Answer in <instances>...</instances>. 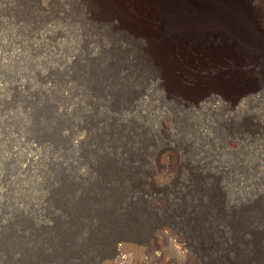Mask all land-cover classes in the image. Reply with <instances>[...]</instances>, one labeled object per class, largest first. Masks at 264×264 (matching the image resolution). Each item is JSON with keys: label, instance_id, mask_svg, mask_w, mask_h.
Instances as JSON below:
<instances>
[{"label": "rangeland", "instance_id": "1", "mask_svg": "<svg viewBox=\"0 0 264 264\" xmlns=\"http://www.w3.org/2000/svg\"><path fill=\"white\" fill-rule=\"evenodd\" d=\"M197 1L202 19L183 0H0V264H147L175 242L264 264V0H241L260 43Z\"/></svg>", "mask_w": 264, "mask_h": 264}, {"label": "bare ground", "instance_id": "2", "mask_svg": "<svg viewBox=\"0 0 264 264\" xmlns=\"http://www.w3.org/2000/svg\"><path fill=\"white\" fill-rule=\"evenodd\" d=\"M94 1V0H93ZM96 1V0H95ZM102 1V0H101ZM110 1V0H109ZM117 1H120V2H122L123 4H126L125 2H130V1H132V0H117ZM162 1V0H161ZM166 1V0H165ZM176 1V0H175ZM179 1V0H178ZM181 1V0H180ZM184 2H182V3H187L189 6H190V8L193 10V12L196 14L195 15V18L197 19H199V18H201V16L204 14L205 15V13L206 12H209V8L210 7H208V6H203V7H205V9L203 8V7H201L199 4H198V1L197 2H195L194 3V0H183ZM196 1V0H195ZM202 1V0H201ZM113 2V1H112ZM119 2V3H120ZM159 2V1H158ZM94 3V2H93ZM92 3V4H93ZM98 3V2H97ZM118 3V2H117ZM132 3V2H131ZM145 3H146V1H145ZM153 3V2H152ZM122 4V5H123ZM147 4H148V2H147ZM146 4V5H147ZM169 4V3H168ZM172 4H173V2H172ZM217 4V3H216ZM218 4L219 5H215V8H212L213 9V14H215L218 18H219V20L220 21H222L223 20V22H224V28L225 29H227L229 32H231L232 34L231 35H234V36H237V37H239V39H240V37H241V41L243 40V41H255L256 43L259 41L258 40V38L257 37H254L253 36V32L251 33V31H250V29L249 28H251L252 26H254L255 25V27H256V24H252V26L251 27H249L248 28V26H247V23L246 22H243L245 19H246V17H247V15H246V13H244L243 12V10H242V8H243V6H245L243 3H242V1L241 0H219V2H218ZM149 5V4H148ZM170 5V4H169ZM206 5V4H205ZM102 6V5H101ZM124 6V5H123ZM122 6V8H124ZM139 6V5H138ZM107 7V6H106ZM131 7H132V5H131ZM142 7V6H141ZM148 7V6H147ZM152 7V6H151ZM156 7V6H155ZM165 7H167V6H165ZM165 7H164V4H161L160 5V8L158 9V10H156V14H157V16H158V14H160L161 12L163 13V11L162 10H166L165 9ZM175 7H177V4H175L174 5V7L173 8H175ZM213 7V6H212ZM246 7V6H245ZM103 8H105V7H103ZM116 8H118V6L116 7ZM139 8H140V6H139ZM144 8V7H143ZM185 8V7H184ZM136 9H138V8H136ZM119 10H120V8H119ZM118 10V11H119ZM145 10V9H144ZM182 10H184V9H182ZM188 10V9H187ZM114 11V10H113ZM122 11V10H121ZM124 11V10H123ZM129 11V10H128ZM136 11V10H135ZM149 11H151V10H149ZM174 11V10H173ZM230 12L231 14H232V16H234L235 15V13L238 15V17H239V20H241L240 22L239 21H237L236 20V18H235V16L233 17V19H230V17L226 14V12ZM249 11V10H248ZM133 12V11H132ZM146 12V11H145ZM176 12H177V10H176ZM117 13V12H116ZM136 13V12H135ZM139 13V12H138ZM141 13V12H140ZM144 13V12H143ZM152 13V12H151ZM173 13H175V11L173 12ZM173 13H170V14H173ZM177 13H179V12H177ZM183 13V12H182ZM188 13V12H187ZM250 13V12H249ZM146 14V13H145ZM154 14V13H153ZM183 14H185V12L183 13ZM189 14V13H188ZM127 14H125V16H126ZM141 15V14H140ZM147 15V14H146ZM150 15V14H149ZM165 15H168V14H165ZM178 15V14H177ZM176 15V16H177ZM236 15V16H237ZM104 16V15H103ZM191 16V15H190ZM190 16H189V18H190ZM253 16H256V15H253ZM116 17H118V16H116ZM121 17H123L124 18V15L123 16H121ZM129 17V16H128ZM138 17H141V16H139L138 15ZM148 17V16H147ZM150 17V16H149ZM160 17V16H159ZM182 17V16H181ZM185 17V16H184ZM203 17V16H202ZM143 18V17H142ZM145 18H146V16H145ZM112 19V18H111ZM134 19V18H133ZM140 19V18H139ZM152 19V18H151ZM160 19H162V18H160ZM164 19V18H163ZM170 19V18H169ZM173 19V18H172ZM178 19H179V17H178ZM187 19V18H186ZM202 19V18H201ZM238 19V18H237ZM254 19V18H253ZM157 20V19H156ZM190 20V19H189ZM204 20H206V19H204ZM215 21L214 22H216V19H214ZM251 20V19H250ZM124 21V20H123ZM145 21V20H144ZM147 21V20H146ZM150 21V20H149ZM158 21V20H157ZM156 21V22H157ZM166 21V20H165ZM169 21V20H168ZM175 21V20H174ZM178 21V20H177ZM194 21H196V20H194ZM194 21H193V23H194ZM254 21V20H253ZM253 21H252V23H253ZM125 22V21H124ZM198 22V21H197ZM196 22V23H197ZM250 22V21H249ZM115 23V22H114ZM121 24L120 25H124L122 22H120ZM129 24H130V21L128 22ZM148 24H151V23H149V22H147ZM157 23H159V21L157 22ZM162 23V22H161ZM160 23V24H161ZM198 23H200V22H198ZM203 23H204V21H203ZM116 24H117V22H116ZM126 24H127V22H126ZM125 24V25H126ZM132 24H133V22H132ZM155 24V23H154ZM179 24V23H178ZM182 24V23H181ZM190 24V23H189ZM192 24V23H191ZM215 24V23H214ZM258 24V23H257ZM134 25V24H133ZM143 25V24H142ZM158 25V24H157ZM168 25V24H167ZM173 25V24H172ZM183 25V24H182ZM251 25V24H250ZM249 25V26H250ZM117 26H118V24H117ZM136 26H137V24H136ZM141 26V25H140ZM145 26V25H144ZM193 26V25H192ZM125 27V26H124ZM133 27V26H132ZM158 27L159 26H157V29H155L156 31L158 30ZM168 27V26H167ZM195 27V26H194ZM153 28V27H152ZM193 28V27H192ZM196 28V27H195ZM207 28V27H206ZM205 28V29H206ZM216 28V27H215ZM221 28V27H220ZM219 28V29H220ZM130 29V28H129ZM170 29V28H169ZM168 29V30H169ZM177 29H179V28H177ZM177 29H175V30H177ZM199 29L200 30H202V28H200L199 27ZM204 28H203V31L205 30ZM253 29V28H252ZM251 29V30H252ZM188 30V29H187ZM198 30V29H197ZM135 31H140V33H142V37L144 36V38H145V40L146 39H148V37H149V35L147 34V29H143L142 27H135ZM159 31V30H158ZM179 31H180V29H179ZM182 31V30H181ZM217 31H219L218 29H217ZM255 31V30H254ZM151 32V31H150ZM155 32V31H154ZM169 32V31H168ZM167 32V33H168ZM184 32V31H183ZM183 32H180L181 33V35H180V38L181 39H183V37H184V39H185V41H192L193 39H192V37H191V35H184V33ZM205 32V31H204ZM226 32V31H225ZM224 32V33H225ZM259 32V31H258ZM163 33H165V32H163ZM179 33V34H180ZM189 33V32H188ZM196 33V32H195ZM203 33V32H202ZM212 33V32H211ZM256 33H257V31H256ZM128 34H130L129 32H128ZM152 34V33H151ZM161 34V33H160ZM175 34V33H174ZM215 34V33H214ZM217 34V33H216ZM215 34V35H216ZM221 34H223V33H221L220 32V35ZM226 34H227V32H226ZM136 35H137V32H136ZM135 35V36H136ZM169 35H171V34H169ZM184 35V36H183ZM209 35V34H208ZM218 35V34H217ZM216 35V36H217ZM219 35V36H220ZM224 35V34H223ZM229 35V34H228ZM227 35V36H228ZM163 36V35H162ZM176 36V35H175ZM196 36V35H195ZM207 36V35H206ZM210 36V35H209ZM225 37H226V35H224ZM129 37H132V36H129ZM138 37V36H137ZM169 37V36H168ZM174 37V36H173ZM194 37V36H193ZM203 37V36H202ZM259 37H261L260 35H259ZM135 38V37H134ZM143 38V39H144ZM167 38V37H166ZM179 38V37H178ZM200 38V37H199ZM211 38H212V36H211ZM201 39V38H200ZM217 39H218V37H217ZM166 39L164 38V41H165ZM220 40H222V39H220ZM230 40V39H229ZM237 40V39H236ZM148 41V40H147ZM159 41V40H158ZM163 41V42H164ZM235 41V40H234ZM167 42H168V39H167ZM173 42V41H172ZM180 42V41H179ZM209 42V41H208ZM218 42H220V41H218ZM222 42H225L226 43V41H222ZM237 42V41H236ZM161 43V42H160ZM166 43V42H165ZM168 43H170V41L168 42ZM167 43V44H168ZM174 43V42H173ZM183 43H184V41H183ZM196 43H197V41H196ZM213 43V42H212ZM259 43H260V41H259ZM258 43V44H259ZM164 44V43H163ZM174 44H176V43H174ZM180 44V43H179ZM188 44V43H187ZM242 44V43H241ZM240 44V45H241ZM251 44V43H250ZM252 44H254V43H252ZM181 45H183V44H181ZM200 45V44H199ZM208 45V44H207ZM215 45V44H214ZM223 45V44H222ZM225 45V44H224ZM249 45V44H248ZM262 46H263V44H261ZM161 46V45H160ZM193 46V45H192ZM221 46V45H220ZM232 46H233V44H232ZM171 47V46H170ZM177 47V46H176ZM182 47V46H181ZM185 47V46H184ZM202 47H203V45H202ZM209 47H210V45H209ZM218 47V46H217ZM225 47H226V45H225ZM230 47V46H229ZM260 47V46H259ZM174 48V47H173ZM179 48H180V46H179ZM199 48V47H198ZM201 48V47H200ZM249 48V47H248ZM253 48V47H252ZM153 49V48H152ZM204 49V48H203ZM214 49V48H213ZM224 49V48H223ZM229 49V48H228ZM260 49V48H259ZM158 50V49H157ZM162 50V49H161ZM166 50V49H165ZM188 50V49H187ZM191 50V49H190ZM193 50V49H192ZM195 50V49H194ZM193 50V51H194ZM219 50V49H218ZM234 50V49H233ZM239 50V49H238ZM244 50V49H243ZM256 50V49H255ZM152 51V50H151ZM154 51H156V50H154ZM177 51V50H176ZM176 51H174L175 53H178V52H176ZM179 51V50H178ZM183 51V50H182ZM197 51V50H196ZM204 51V50H203ZM229 51V50H228ZM242 51V50H241ZM157 52V51H156ZM187 52H189V51H187ZM222 52V51H221ZM248 52V51H247ZM247 52H245V53H247ZM250 52V51H249ZM253 52H254V50H253ZM164 53V52H163ZM180 53V52H179ZM178 53V54H179ZM184 53V52H183ZM196 53V52H195ZM200 53H202V52H200ZM210 53H211V51H210ZM229 53V52H228ZM242 53V52H241ZM152 54V53H151ZM154 54V53H153ZM156 54V53H155ZM181 54V53H180ZM190 54H192V53H190ZM220 54H222V53H220ZM231 54H233V53H231ZM240 54V53H239ZM157 55H158V53H157ZM172 55V54H171ZM174 55V54H173ZM182 55V54H181ZM198 55H199V53H198ZM198 55H197V58H198ZM200 55H202V54H200ZM228 55V54H227ZM227 55H225V56H227ZM234 55V54H233ZM264 55V54H263ZM150 56H152V55H150ZM160 56H162V54L160 55ZM176 56V55H175ZM175 56H174V58H175ZM193 56H195V55H193ZM223 56H224V54H223ZM229 56V55H228ZM240 56V55H239ZM250 56H252V55H250ZM147 57V56H146ZM149 57V56H148ZM157 57V56H156ZM163 57V56H162ZM168 57V56H167ZM171 57V56H170ZM177 57V56H176ZM184 57H186V55L184 56ZM203 57H204V54H203ZM202 57V58H203ZM209 57V56H208ZM243 57V56H242ZM159 58V57H158ZM181 58V57H180ZM190 58V57H189ZM194 58V57H193ZM192 58V59H193ZM196 58V59H197ZM225 57H223V59H224ZM248 58V57H247ZM161 59V58H160ZM171 59V58H170ZM170 59H168V60H170ZM199 59V58H198ZM222 59V62H218V64H217V62L215 63L216 64V68H215V71L217 72V73H219V71L221 72V67H220V65H225V61L224 60H226V59H224L223 60ZM231 59V58H230ZM229 59V60H230ZM174 60V59H173ZM179 60V59H178ZM185 60V59H184ZM188 60V59H187ZM241 60V59H240ZM163 61V60H162ZM198 61V60H197ZM207 61V60H206ZM205 61V62H206ZM213 62H214V60H212ZM228 61V60H227ZM230 61H232V60H230ZM252 61H254V59L252 60ZM256 61V60H255ZM169 62V61H168ZM184 62V61H183ZM182 62V63H183ZM204 62V64H206ZM210 62V61H209ZM212 62V63H213ZM236 62V61H235ZM163 63V62H162ZM185 63H186V61H185ZM198 63V62H197ZM201 63H203V62H201ZM227 63V62H226ZM232 63V62H231ZM234 63V62H233ZM240 63V62H239ZM247 63V62H246ZM249 63V62H248ZM175 64V63H174ZM193 64V63H192ZM195 64V63H194ZM204 64H202L201 66H202V68L203 67H205L204 66ZM208 64V63H207ZM235 64H237V63H235ZM173 65V64H172ZM180 65V64H179ZM178 65V66H179ZM211 65V64H210ZM162 66H164V65H162ZM181 66V65H180ZM207 66V65H206ZM237 66H238V64H237ZM236 66V67H237ZM247 66V65H246ZM256 66V65H255ZM232 67H235V66H232ZM231 67V68H232ZM253 67H254V65H253ZM162 68V67H161ZM160 68V69H161ZM165 68V67H164ZM167 68V67H166ZM191 68V67H190ZM192 68H194V67H192ZM201 68V69H202ZM206 68V67H205ZM204 68V69H205ZM214 68V67H213ZM251 68V67H250ZM159 69V68H158ZM170 69H172V68H170ZM188 69H189V67H188ZM235 69V68H234ZM239 69V68H238ZM260 69V68H259ZM162 70V69H161ZM167 70V69H166ZM173 70V69H172ZM190 70V69H189ZM164 71H165V69H164ZM168 71V70H167ZM166 71V72H167ZM239 71V70H238ZM237 70H236V72H238ZM186 72V71H185ZM190 72V71H189ZM199 72V71H198ZM259 72V71H258ZM168 73V72H167ZM171 73H172V71H171ZM171 73H170V75H171ZM179 73V72H178ZM187 73V72H186ZM193 73V72H192ZM195 73V72H194ZM193 73V74H194ZM197 73V72H196ZM239 73V72H238ZM251 73V72H250ZM254 73H256V72H254ZM177 74V73H176ZM200 74V73H199ZM220 74V73H219ZM225 74V73H224ZM229 74V73H228ZM166 75H168V74H166ZM198 75V74H197ZM216 75V74H215ZM230 75V74H229ZM241 75V74H240ZM160 76V75H159ZM169 76V75H168ZM179 76H181V75H179ZM190 76V75H189ZM211 76V75H210ZM218 76V75H217ZM216 76V77H217ZM223 76V75H222ZM173 77V76H172ZM176 77V76H175ZM174 77V78H175ZM185 77V76H184ZM183 77V78H184ZM203 77V76H202ZM206 77V76H205ZM208 77V76H207ZM226 77V76H225ZM160 78V77H159ZM161 78H163L166 82L168 81V77L167 76H165V77H161ZM234 78V77H233ZM237 78V77H236ZM235 78V79H236ZM176 79V78H175ZM217 79V78H216ZM215 79V80H216ZM223 79H225V78H223ZM210 80V79H209ZM214 80V79H213ZM226 80H227V77H226ZM217 81H218V79H217ZM235 81V80H234ZM175 82V81H174ZM182 82V81H181ZM191 82V81H190ZM212 82H215V81H212ZM238 82V81H237ZM170 83V82H169ZM183 83V82H182ZM181 83V84H182ZM185 83V82H184ZM177 84V83H176ZM188 84H190L189 82H188ZM203 84V83H202ZM220 84V83H219ZM184 85V84H183ZM195 85H197V84H195ZM207 85H208V83H207ZM211 85V84H210ZM180 86V85H179ZM178 86V87H179ZM188 85H186V87H187ZM211 87V86H210ZM217 87V86H216ZM235 87V86H234ZM215 88V87H214ZM213 88V89H214ZM169 89H170V86H169ZM216 89V88H215ZM209 90V89H208ZM220 89H218L217 91L218 92H216V93H218V95L219 96H217V95H213L212 97H214V98H216V99H220L221 98V96L223 97V99H227L226 101H229L228 100V98H226V96L228 95H230V94H227L226 92H225V90L224 91H219ZM177 91V90H176ZM182 91H183V88H182ZM185 91H186V89H185ZM201 91V90H200ZM184 92V91H183ZM188 92V91H187ZM177 93V92H176ZM180 93V92H179ZM182 94V93H181ZM186 95V94H185ZM199 95V94H198ZM232 95V94H231ZM237 95V94H236ZM209 96H211V95H209ZM234 96V95H233ZM233 96H232V98H233ZM176 97V96H175ZM236 97V96H235ZM238 97H240V95L238 96ZM195 99V98H194ZM206 99V98H205ZM244 99V98H243ZM193 100V99H192ZM199 100V99H198ZM242 100V99H241ZM246 100H248V99H246ZM194 101V100H193ZM212 101V100H211ZM225 101V100H224ZM235 100H230L229 102H234ZM242 102V101H241ZM188 103V102H187ZM193 103V102H192ZM234 104V103H233ZM240 104V103H239ZM208 105V104H207ZM228 105V104H227ZM236 105V104H235ZM13 150V149H12ZM12 152V151H11ZM36 152V151H35ZM168 152V151H167ZM13 154V153H12ZM33 155H30V156H28L27 155V162L30 164V162L32 163V162H34V160L36 159H34L33 157H32ZM14 157V156H13ZM28 163H25V164H22L21 165V169H22V171H24L25 169H27L28 167H29V165H28ZM163 164V163H162ZM171 165H173V164H171ZM161 166H163V165H161ZM165 169V168H164ZM162 172V171H161ZM174 172V171H173ZM170 174V173H169ZM171 178V177H170ZM163 180V179H162ZM165 180V179H164ZM176 183V182H175ZM161 186V185H160ZM143 189V188H142ZM156 189V188H155ZM135 190V189H134ZM158 190V189H157ZM160 190V189H159ZM146 191V190H145ZM134 192H136V191H134ZM174 192V191H173ZM143 193V192H142ZM145 193V192H144ZM154 193V192H153ZM136 194H138V193H136ZM139 195V194H138ZM153 195V194H152ZM157 195V194H156ZM154 196H155V193H154ZM155 197H157V196H155ZM177 199V198H176ZM86 213V212H85ZM81 214V213H80ZM94 214V213H93ZM75 216V215H74ZM77 216H75V218H76ZM78 218V217H77ZM109 222V221H108ZM168 228V227H167ZM162 231H163V229H162ZM160 232V234L162 233L163 235H162V237L164 236V238L166 237L167 238V236L169 237V235H167L166 236V233L165 232H161V231H159ZM178 234V233H177ZM184 234V233H183ZM165 238V239H166ZM185 238H186V236H185ZM204 238V237H203ZM122 239V238H121ZM171 240V239H170ZM116 241V240H115ZM158 241V240H157ZM172 241V240H171ZM182 241V240H181ZM262 241V240H261ZM68 242V241H67ZM175 241H173V243H174ZM206 243H208V242H206ZM65 244V243H64ZM170 244V243H169ZM189 244V243H188ZM211 244V243H210ZM69 245V244H68ZM64 246V245H63ZM171 246H173L174 247V249H173V247L171 248L172 250H174L173 251V253H175L173 256H168V253H167V255H156L152 250V252H150L149 250V252H148V256L149 257H147L148 259H147V261L148 262H146L147 264H183V263H188V264H198L197 263V261L195 262V260H194V258H192V259H190V261L189 260H187V259H189L188 258V256H189V252H190V250L192 249H190L189 247H186V245L184 244V243H182V242H178V243H176L175 242V244L173 245H169V247H171ZM190 246V245H189ZM229 246V245H228ZM152 247V246H151ZM157 247L158 248H160L161 250H165V248H163L162 247V245H161V247H159L158 245H157ZM156 247V248H157ZM238 247V246H237ZM264 247V246H263ZM69 248V247H68ZM72 248V247H71ZM77 247H75V249H76ZM167 248V247H166ZM155 249V248H154ZM255 249H257V248H255ZM63 250V249H62ZM72 250V249H71ZM169 250V249H168ZM193 250V249H192ZM226 250H227V248H226ZM166 251V250H165ZM164 251V252H165ZM253 251V250H252ZM64 252V251H63ZM128 252V251H127ZM163 252V253H164ZM251 252V251H250ZM67 253V252H66ZM69 253V252H68ZM77 253V252H76ZM114 254H115V256H117L118 258L117 259H119L120 257H121V255H122V251H121V248H120V246H118L116 249H114V252H113ZM144 253V252H143ZM146 253V252H145ZM170 253V252H169ZM195 253V252H194ZM193 253V254H194ZM165 254V253H164ZM192 254V253H191ZM172 255V254H171ZM209 255V254H208ZM134 256V255H133ZM139 256V255H138ZM191 257V256H190ZM194 257V256H193ZM258 257V256H257ZM82 258V257H81ZM142 258H143V260H144V257L142 256ZM122 259V258H121ZM140 259H141V256H140ZM209 259V258H208ZM207 259V260H208ZM201 260V259H200ZM204 260V259H203ZM145 261V260H144ZM205 261V260H204ZM221 262V261H220ZM209 263V262H208ZM257 263V262H256ZM222 264V263H221Z\"/></svg>", "mask_w": 264, "mask_h": 264}]
</instances>
